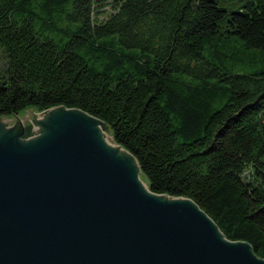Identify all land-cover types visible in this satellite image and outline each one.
<instances>
[{"label": "trees", "instance_id": "16d2710c", "mask_svg": "<svg viewBox=\"0 0 264 264\" xmlns=\"http://www.w3.org/2000/svg\"><path fill=\"white\" fill-rule=\"evenodd\" d=\"M58 105L264 258V0H0V116Z\"/></svg>", "mask_w": 264, "mask_h": 264}, {"label": "water", "instance_id": "95a60500", "mask_svg": "<svg viewBox=\"0 0 264 264\" xmlns=\"http://www.w3.org/2000/svg\"><path fill=\"white\" fill-rule=\"evenodd\" d=\"M38 120L0 116V264H264L192 198L148 190L101 119L58 105Z\"/></svg>", "mask_w": 264, "mask_h": 264}, {"label": "rangeland", "instance_id": "374dc122", "mask_svg": "<svg viewBox=\"0 0 264 264\" xmlns=\"http://www.w3.org/2000/svg\"><path fill=\"white\" fill-rule=\"evenodd\" d=\"M217 1L219 5L223 6L228 10H237L241 8V5L245 0H217ZM105 15L106 13L103 16ZM45 112L46 110L40 111L34 107H31L26 109L24 112L20 113L19 115H13V128L17 127L21 122L23 123L24 128H27L38 122V115L44 114ZM105 131L107 136H110L111 139L114 141L113 134L108 126H105ZM245 174L248 175V172H245ZM140 177L142 178L141 173H140Z\"/></svg>", "mask_w": 264, "mask_h": 264}, {"label": "bare ground", "instance_id": "6f19581e", "mask_svg": "<svg viewBox=\"0 0 264 264\" xmlns=\"http://www.w3.org/2000/svg\"><path fill=\"white\" fill-rule=\"evenodd\" d=\"M105 133H106V131H105ZM106 139L108 141H110L114 146H116L120 151H122L126 156H128L132 161H134L137 164L135 158L127 150H125L122 146H120L115 141H113L110 136H107V134H106ZM141 182L145 183L147 188H148V190H149L148 183L145 180H143V179H141Z\"/></svg>", "mask_w": 264, "mask_h": 264}]
</instances>
